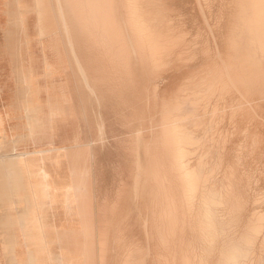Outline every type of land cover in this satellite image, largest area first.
I'll list each match as a JSON object with an SVG mask.
<instances>
[{
	"label": "rangeland",
	"instance_id": "374dc122",
	"mask_svg": "<svg viewBox=\"0 0 264 264\" xmlns=\"http://www.w3.org/2000/svg\"><path fill=\"white\" fill-rule=\"evenodd\" d=\"M216 1L215 0H144L143 1L142 6L144 7L146 12H148L152 15L151 16L152 24L155 23L153 28H154V31L156 32V36H157V39H156L157 53L161 56V57H159V55L157 56V58L159 59L158 63L160 62L159 64H161L162 69L165 71H163L162 69L155 71L153 69L154 65H153L152 61H149L148 59L146 61L143 59V57L137 56V55L132 57L133 60L131 59L130 71L126 72L121 67H117L118 65L117 66L112 65V66H114V68H115L114 69L110 65V64H113V60H112V56H111L112 46H111L109 41L105 40L103 43V46H102V45L96 43L95 40L89 39L90 40L89 41L88 37L85 39L79 33H77V35L79 37L78 36L74 37L75 40H77V39L79 40V41L74 40L75 43L78 44L77 46L79 48L82 46L80 48L82 50H80L75 44V47H77L76 51H77V55H78V59H79L80 63L83 65L84 68H85L84 65H86L87 70H88V68L90 69V67H91V71H92V69H94V71H92L93 73L89 70L92 73V75H90L91 73H89L88 76H89V78L93 77L92 79H94L96 77L97 79H94V80H97V81H94V82H96V83H94L93 80L90 79L91 82L93 83V85L100 83L98 85L100 87H103V88H99V86L97 85L99 88V90H98L99 95L102 96V94H103L102 98L104 99V106L106 108V115L105 116L108 117V118L106 117L105 121H104V123H106V124H104V135H103V137L101 135L97 134L96 129H94L95 134L92 136V139H94L93 150H94V154L97 156V157L95 155L93 156V159H95V167L94 168H96V169H94L95 175H96V178L99 180V182L102 183V192H100L99 196H98V206L101 209H102V207H104V209H106L108 211V221L110 222L108 225V230H107L108 247L106 249L107 252L105 254L106 255V264H117V260H118L119 264H125V262L127 260L130 261V264H141V262H142V264H145V263L146 264H154V263L159 264V262H161V260H162L161 264H163V263L164 264L165 263L166 264L167 263L168 264H170V263L171 264H175V263L176 264H183V263L186 264L187 261H188V264H190L189 262H191V264H193V263L198 264V263H200L201 257L202 258L206 257V259H205L206 261L208 259L207 262L204 261V264H211V263L212 264H223V262H221L223 259L222 254H224V252L226 250H228V248H230L231 246L235 247L236 243H237V246L243 247V244L245 243V240H246V238H244V237H246L247 235H249L251 238L250 240H251L252 246H250V248H249L248 256L246 257V259H244L239 264H264V246H263L264 245V221H263L264 215L261 216L262 214H264V79L263 78L261 80L258 79L255 82L256 84L254 83V85H252V84L243 85V80H244L243 78L245 76L243 67H244V55H245L246 49H245V43L240 41V40H237L238 34H239V30L237 28L240 26V23L238 20L239 9H238V6H236L237 0H216ZM209 9H211V10H209ZM120 10L121 11H119L120 12L119 16L125 18L127 16V12H126L125 8H123L122 5L120 6ZM208 10L210 11V13L208 12ZM121 12H122V14H121ZM124 13L126 16L124 15ZM220 23H221V25H220ZM2 33L4 35V38L2 40H0V43H2V44H0V47L1 46L4 47L8 56L6 58L4 57L3 60H1V61L3 63L6 62L7 64L12 65L13 69L15 68L17 70L16 74H17V72H20L22 70V67L25 65V63H27L26 65H28L29 63L34 64L37 62V60H38L37 50H38L39 45H38L37 41L35 40V36L32 32L29 33V38H27L26 40L23 41L21 39L20 29L18 27H16L15 24H13V22H10V23L6 24V26L2 30ZM6 36H7V39H6ZM81 38L84 39L83 40L84 43L81 41L82 40ZM227 40H229L230 42ZM80 42H81V44H80ZM235 42L237 43V45H235ZM15 43H16V46H15ZM85 43H86V45H85ZM91 43L93 46L91 45ZM87 44H89L88 45L89 48L87 47ZM83 45H84V48H83ZM237 46H239V47H237ZM90 47H91V49L92 48L93 49L90 50ZM94 47H96L97 49ZM234 48H235V50H234ZM101 49H103L102 51H104V52H102ZM206 50H208V51H206ZM83 51H84V53H82ZM85 51H86V53H85ZM91 51H92V53H91ZM95 51H96V53H95ZM105 52H106V54H105ZM87 53L89 55H90V53H91V55H94V54L95 55L94 56L90 55L91 56L90 57V56H88ZM97 53H98V55H97ZM79 54H80V58H81V56H83L82 57L83 60L79 58ZM85 54H87L86 56H88L89 59L91 58L89 60L87 57V59L90 61V62H88V64H86V62L88 60L86 59ZM221 55H223V56H221ZM96 56H97V58H96ZM93 58L95 61L94 62L95 66L97 65L96 68L94 66H93L94 68L92 67ZM107 58H109L108 63L106 61ZM70 59L72 60L73 58L70 56ZM99 60H100V62H99ZM214 60H215V62H213ZM225 60L227 63L225 62ZM238 61L240 63V66H238ZM72 62L74 63L73 60H72ZM217 62H219V63L216 64ZM37 63H39V65H41L42 61H39ZM97 63H100V64L104 63L103 64L104 69H106L105 67L108 68L109 66H110V68H108V70L106 69V71H105L103 68H101L102 64L100 65ZM106 64H107V66H105ZM142 64L143 65L147 64V65L143 66ZM214 64H216V65L214 66ZM227 64H230V65L232 64L231 65L232 71H233L232 73L234 76H236L239 79V81H241L240 82L241 86L233 87L232 85H230V83L226 77V73H225V69H224L227 66ZM98 65H100V67H98ZM235 65H236V67H235ZM223 66H225V67H223ZM77 69H78V66H76L72 70L73 71L72 72L73 79L76 81L78 88L81 90V92L86 93L88 95V98L91 99L92 95L90 93V90L87 89L83 85L82 74H81L80 70L79 69L77 70ZM147 69L150 71H148ZM97 70H99V71H97ZM218 70L220 73H218ZM103 71L106 72V74L108 73L109 75L108 74L106 75ZM108 71H110L112 74H110V72H108ZM117 71H120V72H117ZM77 72L79 74H77ZM86 72H88V71H86ZM99 72L100 73L103 72L104 75L102 73L100 74ZM121 72L123 75H121ZM190 74H191V76H190ZM94 75H96V76H94ZM98 75H99V77H98ZM112 75H115V76H112ZM160 75H162V76H160ZM102 76H105L106 79L108 78V80H109L108 76L114 77V79L110 78V81L106 80L107 82L105 81V84H103L105 79ZM152 77H153V79H152ZM201 77H203V78H201ZM99 80L100 81L103 80V83H102V81L98 82ZM115 80H116V83L113 84L114 83L113 81H115ZM158 80H160V81H158ZM214 80H215V82H214ZM222 80H224V81L227 80V81L222 82ZM25 81H27V80L25 79ZM186 81H188V83ZM110 82H112V85ZM107 83H110L109 88H107L109 86ZM214 84L217 86H215ZM123 85H124V87H123ZM105 86H106V88H105ZM230 86H232V87H230ZM113 87H115V88H113ZM204 87H206V88H204ZM84 88H85V90H83ZM122 88H123V90H122ZM220 88L222 90H220ZM233 88L235 89V92H234ZM113 89H115L116 91H113ZM109 90L112 91L113 93L110 92ZM227 90H228V92H227ZM118 91L120 94L118 93ZM145 91H147V92H145ZM191 91H193V92H191ZM129 93L131 95H129ZM153 93H154V96H153ZM234 93H235V95H234ZM247 93H248V95H247ZM113 94H116V95H113ZM124 95L126 98L123 97ZM133 96H134V98H133ZM64 97H65V99H69L66 97V95ZM119 97H121V99L124 101H121V99ZM144 97H146V98H144ZM247 97L249 99L250 98L251 99L249 100ZM163 98H165L166 100ZM169 98H171V99H169ZM119 99H120V101H119ZM110 100H111V102H110ZM158 100H161V101H158ZM251 100H252V102H251ZM125 101L128 104L130 103V105L126 104ZM166 101H168L171 104H169ZM217 102H218V104H217ZM192 103H194V104H192ZM200 105L202 108L200 107ZM216 105H218V106L216 107ZM224 106L225 107L227 106L226 109H224ZM120 107H121V109H120ZM130 107H132V108L135 107V109H130ZM213 107H215L216 109H214ZM163 108H165V110H164V112H166L165 114L162 112ZM189 108H190V110H189ZM113 109L116 112H114ZM245 109H247V111ZM215 110L216 111L219 110V111H217V113L214 114ZM251 110H253V111H251ZM131 111H133L132 112L133 116H132V113H130ZM111 112H113V113H111ZM196 112H197V114H196ZM120 113H122V114H120ZM129 113H130V115H129ZM113 114H115V115H113ZM167 114L170 116L169 120H171V121L176 119L178 116L182 117L181 118L182 120L178 121L177 124L182 131L188 133V135H190L192 137L193 141L191 142V144L184 147L185 152L186 153L189 152V154L187 153V158L185 159V164L187 165V163H188L187 166L189 167V169L196 170V171H198L200 166L203 165L202 166L203 175L207 178L206 181L203 178V183L205 184V185L203 184V190L209 189L210 187L214 188L218 193L221 194V196L224 198V200L226 202L223 205V208L220 207L221 209H219V211H218L219 214L217 213V219H219L217 221H218V224H220L219 227L220 226L223 227V228L220 227V233H222V234L219 236L220 238L217 237L219 239V240L216 239L215 243L217 245L215 244L216 247L215 246L212 247V250L209 254L204 255V252L206 250V245H204V243L200 240L201 237H200V232L198 229V228H200L199 227V219H200V217H202V215L200 216V214H201L200 213V211H201V198H199L200 193L197 196L198 198H196L197 200L195 199L194 202L192 203V204H194L197 201L194 205H192V204L184 205L185 208L184 207L183 208L185 210L187 209V211H185V212H187V214L184 213V209H180V207L182 205V204H180L181 203V200H180L181 197L179 195V192H177V191H180V189H179V187H177V185L180 186L181 182L180 183L178 182L179 178H178L177 173L175 172L174 169L172 171V169L169 167L170 169H168L169 171H167L168 174H166V176L167 175L168 176L166 177V179H164L165 183H163V185L168 187V189H170L169 188L170 186H173L175 188V185H176V189H178V190H176L173 187H171V190H170V192L172 194H173V191L176 190L174 192V195L177 192L176 195L174 196L176 198V200H177V198L180 197L179 200H177V206L180 210L179 209L174 210L172 212L173 215L171 213V216L177 217L179 219L178 223L180 222V224H177L176 227H180V228L182 227L183 229L178 228L179 230H177V228L175 227V230H177V231H175L173 234H169V232H167L168 235H166L167 234L166 231L163 232V230L161 228L160 223L162 222V216L164 217L165 214L163 213L162 207H156L158 205L161 206L160 204L163 202L160 196H158L159 198L157 197L156 193H158V191L161 189L162 182H160L158 180L155 181L154 179L149 180L148 177L143 176L142 181L140 182V185L143 184L141 186L142 189H145V190H142L143 194H141L142 195L141 197L143 199L141 197L136 198L135 192H134V190H132L135 188L136 175L139 173V170H141L140 169L141 167L139 166V160L142 159L141 162L145 163L144 152L147 151V154H149L151 157L156 156V154H157V156L159 155L158 157H161L164 154V152H163L164 146L162 145V142H163V134L162 133L164 132V124H165V122H167L166 121V118H167L166 115ZM117 115H118V117L116 118ZM120 116H122V117H120ZM130 117H132V118H130ZM133 117H135V118H133ZM112 118H113V120H112ZM120 118H123L124 121H123V119L121 120ZM106 119H108V120H106ZM115 119H116L117 124L115 123ZM125 119H126V122L129 121L130 123L128 122V124H127L125 122ZM94 120H95V117H94ZM239 120H240V122H239ZM107 121H108L109 125L107 124ZM136 121H139V123ZM112 122H114V123H112ZM110 123H111V125H110ZM118 125H120V126H118ZM122 125L125 128H123ZM228 125H229V128H228ZM206 126H207V128H206ZM107 127H109V128H107ZM247 127L251 130H249ZM138 128H139V130H138ZM106 129L108 130V132L106 131ZM111 129H112V131H111ZM112 132H114L113 136H111ZM110 133H111V135H110ZM141 133L143 134L144 137H142ZM226 133H228V134H226ZM244 133H245V135H244ZM125 134H126V137H125ZM135 134H136V137H135ZM207 134H208V136H207ZM115 136H117V137H115ZM128 136H131V137L128 138ZM220 136H221V138H218ZM112 137H115L116 141L114 140L115 138L112 139ZM161 137H162V139H161ZM109 138H110V140H109ZM130 139H131V141H129ZM132 139H134V140H132ZM199 142L201 144H199ZM144 143L146 145H144ZM130 144H132V145H130ZM136 144H138V146ZM133 145L138 150L137 151L134 149L136 151L135 154H134L135 151L133 149H131L133 147ZM129 146H130L129 149H131L132 151L128 149ZM221 147H222V149H221ZM120 148H122V150ZM141 149H142V151H141ZM198 149H200V150H198ZM197 150H198V152H197ZM126 151H127V155H126ZM116 152H118V153H116ZM107 154H109V155H107ZM118 154H120V155H118ZM130 154H132V155H130ZM195 154H197V155H195ZM208 154H209V156H208ZM103 156H105V158H107V159L105 160V158H103ZM188 156L191 158H189ZM197 156L199 158H197ZM205 156H206V159L204 158ZM148 158H150V157L148 156ZM201 160H202V162L204 161L203 162L204 164L201 163ZM131 161H132V163H131ZM163 163H165V162L163 161ZM219 163H220V165H219ZM200 164H202V165H200ZM106 166L108 169L107 171L105 170ZM109 169L111 170V172ZM246 169H248V170H246ZM246 172H247V174H246ZM106 173H108V174H106ZM128 173H130V174H128ZM124 174H126V175L124 176ZM173 174L176 176H173ZM108 177H109V180L107 181ZM126 178H129V179H126ZM145 178H146V180H144ZM210 178H212V179H210ZM250 178H251V180H250ZM170 179L172 180V182H170L171 181ZM214 179L215 180L217 179V181H215ZM235 179H237V181H235ZM165 180H167V181H165ZM228 180H229V182H228ZM248 180H249V182H248ZM133 182H134V184H133ZM147 182L150 184H147ZM174 182H175V185H174ZM207 182H208V184H207ZM232 183H233V185H235L234 187L232 186ZM248 183H250V184L248 185ZM124 184H126V185H124ZM168 184H170V186ZM228 185H230L231 187ZM126 186L127 187L129 186L128 187L129 189ZM145 187H147V188H145ZM120 188H123V189H120ZM126 188H127V191H125ZM148 188L150 189V191H152L151 192L152 195L150 194V191H148ZM229 188L231 191L229 190ZM172 189H174V190H172ZM120 190L122 192H123V190H124V192H127V193L129 192V197L127 196L128 194H126L124 192H123V194H121L122 192ZM237 190H238V193H237ZM118 191H119V193H118ZM226 191L227 192L229 191L228 195L226 194L227 193ZM120 195H121V198H120ZM126 196H127V198H126ZM130 196L133 198L131 199ZM145 196H146V198H145ZM147 196L150 198H148ZM241 196H242V198H241ZM256 197H258V198H256ZM122 198H124V199H122ZM255 198H256V200H254ZM119 199H120V201H119ZM149 199H150V201H148ZM154 199H155V201H154ZM242 199H245V200L243 201ZM132 200H133V202H132ZM141 200H142V202H141ZM241 200L243 201V203H241L242 202ZM116 201H118L119 203ZM152 201L155 204H153ZM239 201L241 204L239 203ZM258 201H259V203H258ZM260 201H262V202H260ZM246 202H248L249 207H248ZM234 203H236V204H234ZM146 204L148 207L149 206L150 207L148 208L147 206H145ZM242 204H245L246 207L242 206ZM117 205L119 206V208H121L120 210L117 207ZM240 205H241V207H244L245 209L240 208ZM258 205H260V207ZM157 208H158V210H156ZM138 209H139V211H138ZM153 209L155 210V212L158 215L152 211ZM146 210H147V212H146ZM178 210H179V212H178ZM127 211H129V212H127ZM133 211H134V213H133ZM137 211L139 212V214ZM236 211H237V214H236ZM181 212H182V214H181ZM188 212L190 215L188 214ZM129 213L130 214L133 213V214L130 215ZM140 213L142 214V216ZM243 213H244V215H243ZM178 214L179 215L181 214V215L179 216ZM183 214H185V215H183ZM250 214L255 215V217L254 216L251 217L252 215H250ZM112 215L114 217V220H113ZM188 215H189V217H188ZM132 216H135V217H132ZM151 216H152V218H151ZM160 216H161V219H160ZM185 216H186V218H185ZM258 216L261 217V218L260 217L259 218H260V220L263 221V223H262V221H260L261 223L259 224ZM179 217L182 218V220L184 221L183 224H181L182 220ZM141 219H143L142 220L143 222L141 221ZM144 219H146V220H144ZM224 219L226 220V222ZM256 219H257V221H256ZM111 220H113L114 222ZM155 220H156V223L159 222V224L158 223L156 224L154 222ZM185 221H186V223H185ZM247 221H249L250 223ZM111 222H112V224H111ZM189 222L191 225H189ZM220 222L222 223V225ZM244 222H245V224H244ZM141 223H142V225H141ZM168 223H169V221H167V225H168ZM184 223H185V225L188 226V228H187V226L184 225ZM239 223L240 224L242 223V224L240 225ZM131 224L134 226L132 227ZM137 224H138V226H137ZM254 224L257 226H254ZM155 225H156L157 229H156ZM167 225H166V229H167ZM231 227H233V228H231ZM245 227L246 228L250 227L249 228L250 233H248L249 232L248 228L246 231ZM142 229H143V231H142ZM224 229H226L225 232H224ZM231 229L233 231H230ZM240 229H241V231H240ZM242 229H243L244 233H242L243 232ZM260 229H263V231ZM193 230L196 231L197 235L195 234V232H193ZM186 231H188V232H186ZM222 231L224 232V234ZM237 231H239V233ZM163 233H165V234H163ZM240 234L243 235V237ZM253 234H255V236ZM172 235H174V236H172ZM235 235H236V237H235ZM167 236L169 238L172 237L173 240H169V238ZM185 236H187L189 241L187 240V238ZM190 236H192V238ZM193 236H194V239H193ZM221 236H223L225 238H222ZM229 236L233 237V238L231 239ZM237 236L239 238H237ZM175 237H176V239H175ZM165 238L166 239L168 238L167 241H169L168 244H166V245L163 243V241L166 240ZM227 238H229V239H227ZM240 238H241V240H240ZM99 239H100L99 245L101 247V241L103 239L102 234L99 236ZM191 239H192V241H191ZM223 239H226L227 241L225 242ZM257 239H259V240H257ZM193 240H194V243H193ZM151 241L152 242L154 241V244ZM171 241H173V242H171ZM187 241L189 242V243H187L188 245L186 244L188 246V248H186L187 246H185V243ZM199 241H200V244H199ZM229 241H231V242L229 244H227ZM180 242H181V245H179ZM169 243L170 244L173 243L172 246L175 245V246H173L174 249H172V246ZM219 243H220V245H219ZM150 245L152 248L149 247ZM169 245H170V247H169ZM225 245H226V247H225ZM164 246L167 248H165ZM221 246H223V247H221ZM132 247H134V248L131 249ZM193 247H194V249H193ZM144 248L148 252H146L144 250ZM178 248L180 249V251ZM184 248H185V250H187V249L188 250L184 252ZM220 248H223V250ZM224 248H226V249H224ZM152 249L154 252L152 251ZM163 249L164 250L166 249V251L169 252V255H167L168 253L166 251H164ZM217 249H218V251H215ZM121 250H122V252H121ZM198 251L200 252V255H199ZM145 252H146V254H145ZM150 252H151V254H150ZM170 252H172L173 255L170 254ZM216 252H218V253H216ZM94 253L96 256V254H97L96 247H94ZM157 253H159V254H157ZM165 253H166V256H164ZM185 253H186V257L184 255ZM193 253L194 254L197 253L198 255L197 254L191 255ZM232 253H233V250H232ZM218 254H219V256H218ZM112 255H113V257H112L113 260L111 258ZM180 255H181V257H180ZM139 256H141L143 261L146 260V262L144 261L145 263H143V261H141ZM156 256L158 258H156ZM175 256H177V257H175ZM193 256L195 257V260H193L194 259ZM198 257H200V258H198ZM212 257H213V259H211ZM148 258H150V259H148ZM161 258H163V259H161ZM191 258H193V259H191ZM196 258H197V260H196ZM217 258L218 259L222 258V259H220L221 261L220 260L218 261ZM230 258L231 257H229L228 260H226L224 264H233V258H232L231 262L229 261ZM171 259L172 260L174 259L175 261L174 260L173 261L175 263ZM198 259H199V261H198ZM110 260H112L113 262H110ZM163 260H164V262H163ZM170 260L173 263L170 262ZM192 260H193V263H192ZM209 260L212 262H210ZM195 261H197V262H195ZM216 262H218V263H216Z\"/></svg>",
	"mask_w": 264,
	"mask_h": 264
},
{
	"label": "crops",
	"instance_id": "0c3cea01",
	"mask_svg": "<svg viewBox=\"0 0 264 264\" xmlns=\"http://www.w3.org/2000/svg\"><path fill=\"white\" fill-rule=\"evenodd\" d=\"M33 1L0 0V40L6 24L23 18L22 9ZM33 14H25L26 25L34 22ZM30 32L28 26L21 39ZM60 34L58 55L43 47L49 38L34 34L42 63H25L17 74L1 61L8 55L0 47V264H100L99 236L106 238L109 221L108 211L98 206L102 183L95 176L92 136L96 129L103 137L106 108L103 94L95 99L83 81L81 63ZM76 66L91 99L73 79ZM61 85L69 99L44 93L35 99L37 89ZM105 253L104 248V259Z\"/></svg>",
	"mask_w": 264,
	"mask_h": 264
},
{
	"label": "bare ground",
	"instance_id": "6f19581e",
	"mask_svg": "<svg viewBox=\"0 0 264 264\" xmlns=\"http://www.w3.org/2000/svg\"><path fill=\"white\" fill-rule=\"evenodd\" d=\"M11 1V0H10ZM20 0H18V2H19ZM143 1L144 0H34L33 1V6L32 7H24V9H22V11H23V18H22V16H21V18H18V20H16L15 22H13V24H15V26L16 27H18L19 29H20V31H22V32H24L25 30H27V28H28V26H29V28H30V30L31 31H33L34 32V34L35 35H37L38 37H40L41 39L42 38H44L45 40L46 39H48L49 38V41L48 42H43V47H47V49H49V50H51L53 53H55V54H57L58 55V53L60 52V49H61V47H62V44L60 43V42H57V35L58 34H60V32L62 33V35H63V44H65V47L64 48H68V49H70V51H71V53L73 54V57L75 58V60L77 61L78 60V58H77V56H76V48L78 47L77 45L78 44H76L75 43V41H79L78 39L77 40H75V38L74 37H76V36H78L77 35V33H79V34H81L85 39L88 37V40L90 39V40H95L96 41V43H98V44H100V45H102L103 46V43H104V41L105 40H107V41H109L110 42V44H111V46H112V51H111V56H112V60H113V64H110L111 66L112 65H118L117 67H121L122 69H124V71H126V72H128V71H130V64H131V59H132V57L133 56H135V55H137V56H141V57H143V59L144 60H146L147 61V59L149 60V61H152L153 62V65H154V67H153V69L155 70V71H157V70H159V69H162V66H161V64H159L158 63V61H159V59L157 58V56L159 55L158 53H157V43H156V39H157V36H156V32L154 31V25H155V23L154 24H152V19H151V14L150 13H148V12H146L145 11V9H144V7L142 6V4H143ZM216 1V0H215ZM211 2V1H210ZM217 2V1H216ZM237 3H236V6H238V9H239V12H238V20H239V23H240V26L237 28L238 30H239V34H238V38H237V40H240V41H242V42H244L245 43V49H246V51H245V55H244V67H243V70H244V73H245V76H244V80H243V85H247V84H252V85H254V83L258 80V79H264V0H237L236 1ZM212 3V2H211ZM214 3V2H213ZM11 4V3H10ZM12 4H13V2H12ZM202 4V3H201ZM208 4V3H207ZM123 6V8H125V10H126V12H127V16L125 15V13H124V15L126 16L125 18L124 17H121V16H119L120 14V12L119 11H121L120 10V6ZM200 5V4H199ZM52 7V8H51ZM17 9V8H16ZM237 9V8H236ZM209 10H211V9H209ZM208 10V12L210 13V11ZM33 12L34 14L33 15H35L36 16V18H35V20H34V22L33 23H30L29 25H26L25 24V21H24V19H25V14H29V12ZM18 14V13H17ZM121 14H122V12H121ZM13 15V14H12ZM212 17V16H211ZM221 19V18H220ZM12 20H14V19H12ZM221 21V20H220ZM220 25H221V23H220ZM218 26V25H217ZM222 29V28H221ZM25 35V34H24ZM61 35V34H60ZM62 35H61V37H62ZM22 36V35H21ZM79 37V36H78ZM189 37V36H188ZM230 38V37H229ZM82 39V38H81ZM75 40V41H74ZM83 40L84 39H82L81 41L83 42ZM89 40V41H90ZM231 40V39H230ZM227 41H229V40H227ZM92 42V41H91ZM230 42V41H229ZM234 42V41H233ZM84 43V42H83ZM82 43V44H83ZM95 43V44H96ZM22 44V43H21ZM75 44H76V46L77 47H75ZM80 44H81V42H80ZM94 44V45H95ZM25 45V44H24ZM42 45H41V47H42ZM85 45H86V43H85ZM89 44H87V47L89 48V46H88ZM91 45H92V43H91ZM231 45V44H230ZM235 45H237V43L235 42ZM7 46V45H6ZM10 46V45H9ZM12 46V45H11ZM15 46H16V43H15ZM81 46V45H80ZM93 46V45H92ZM82 47V46H81ZM80 47V48H81ZM86 47V46H85ZM86 47V48H87ZM237 47H239V46H237ZM11 48V47H10ZM79 48V47H78ZM79 48V49H80ZM83 48H84V45H83ZM85 48V49H86ZM94 48H96V47H94ZM102 48V47H101ZM22 49V48H21ZM93 49V48H92ZM91 49V47H90V50H92ZM97 49V48H96ZM80 50H82V49H80ZM103 49H101V51H102ZM234 50H235V48H234ZM66 51V50H65ZM100 51V50H99ZM206 51H208V50H206ZM218 51V50H217ZM69 53V51L67 50L66 51V53ZM90 52V51H89ZM88 52V53H89ZM102 52H104V51H102ZM26 53V52H25ZM82 53H84V51L82 52ZM85 53H86V51H85ZM87 53V54H88ZM91 53H92V51H91ZM91 53H90V55H91ZM94 53V52H93ZM95 53H96V51H95ZM219 53V52H218ZM87 54H85V56L87 55ZM105 54H106V52H105ZM221 54V53H220ZM66 55H68V54H66ZM89 54H88V56H90ZM95 55V54H94ZM94 55H91V56H94ZM97 55H98V53H97ZM102 55V54H101ZM72 56V55H71ZM84 56V57H85ZM88 56H86V59H87V57ZM90 56V57H91ZM105 56V55H104ZM221 56H223V55H221ZM230 56V55H229ZM68 57V56H67ZM83 56H81V58H80V54H79V58L80 59H82L83 60V58H82ZM159 57H161L160 55H159ZM69 58V57H68ZM96 58H97V56H96ZM95 58V59H96ZM102 58V57H101ZM138 58V57H137ZM70 59V58H69ZM88 59H89V57H88ZM87 59V60H88ZM91 59V58H90ZM89 59V60H90ZM103 59V58H102ZM108 59L109 58H107L106 59V61H107V63H108ZM135 59V58H134ZM141 59V58H140ZM158 59V60H157ZM161 59V58H160ZM223 59V58H222ZM236 59V58H235ZM73 60V59H72ZM87 61L86 62V64H88V62H90V61ZM98 60V59H97ZM133 60V59H132ZM231 60V59H230ZM40 61V56L38 55V60H37V62H39ZM93 63H92V67L94 66L95 68L97 67V65L95 66V64H94V58H93ZM105 61V60H104ZM161 61V60H160ZM228 61V60H227ZM36 62V66H39V63H37ZM71 62V61H70ZM70 62H69V64H70ZM83 62V61H82ZM85 62V61H84ZM99 62H100V60H99ZM141 62V61H140ZM181 62V61H180ZM184 62V61H183ZM213 62H215V60L213 61ZM221 62V61H220ZM225 62H226V60H225ZM229 62V61H228ZM80 63V62H79ZM105 63V62H104ZM103 63V64H104ZM219 62H217L216 64H218ZM227 63V62H226ZM231 63V62H230ZM84 64V63H83ZM97 64H100V63H97ZM102 64V63H101ZM100 64V65H101ZM103 64H102V66H103ZM209 64V63H208ZM216 64H214V66L216 65ZM90 65V64H89ZM100 65H98V67H100ZM135 65V64H134ZM143 65V64H142ZM147 65V64H146ZM146 65H143V66H146ZM232 65V64H231ZM231 65L230 64H227V66L225 67V66H223V67H225L224 69H225V73H226V77H227V79H228V81H229V83H230V85H232L233 87H239V86H241V81H239V79L236 77V76H234L233 75V71H232V67H231ZM243 65V64H242ZM70 66V65H69ZM82 66V64L81 65H79V68H80V70H82V74H83V81H85V83H86V85H87V87H89V89L92 91V93H93V95H94V98L95 99H101V97L99 96V93H98V90H99V88H103V87H100L98 84H100V83H98V84H92L91 85V83H90V79H92L93 77H91V78H89V76H88V74L89 73H91L92 71H94V69H92V71H91V67H90V69L88 68V70H86V71H88V72H86L85 71V69H84V67L82 68L81 67ZM85 66V68L87 69V67H86V65H84ZM88 66V65H87ZM101 66V68H103L104 69V66L102 67ZM105 66H107V64L105 65ZM207 66V65H206ZM209 66V65H208ZM238 66H240V63H239V61H238ZM89 67V66H88ZM93 67V68H94ZM113 68H114V66H112ZM139 67V66H138ZM150 67V66H149ZM220 67V66H219ZM222 67V66H221ZM235 67H236V65H235ZM71 68H72V66H71ZM70 68V69H71ZM107 70H108V68H110V66L107 68V67H105ZM120 68V69H121ZM205 68V67H204ZM209 68V67H208ZM214 68V67H213ZM47 69H48V67H47ZM102 69V70H103ZM106 69H104L105 71H106ZM115 69V68H114ZM118 69V68H117ZM223 69V68H222ZM78 70V69H77ZM76 70V71H77ZM91 72H90V71ZM101 70V69H100ZM138 70V69H137ZM148 70V69H147ZM163 70V69H162ZM234 70V69H233ZM97 71H99V70H97ZM111 71V70H110ZM110 71H108V72H110ZM115 71V70H114ZM121 71V70H120ZM120 71H117V72H120ZM148 71H150V70H148ZM163 71H165V70H163ZM73 72V71H72ZM79 72V71H78ZM77 72V74H79ZM104 72V71H103ZM101 72L103 75H104V73L106 74V72ZM112 72V71H111ZM110 72V74H112ZM138 72V71H137ZM235 72V71H234ZM14 73V72H13ZM93 73V72H92ZM92 73L90 74V75H92ZM96 73V72H95ZM94 73V74H95ZM100 73V72H99ZM100 73V74H101ZM150 73V72H149ZM164 73V72H163ZM207 73V72H206ZM218 73H220L219 72V70H218ZM239 73V72H238ZM74 74V73H73ZM108 74V73H107ZM106 74V75H107ZM130 74V73H129ZM236 74V73H235ZM105 75V76H106ZM109 75V74H108ZM119 75V74H118ZM121 75H123L122 74V72H121ZM203 75V74H202ZM209 75V74H208ZM211 75V74H210ZM216 75V74H215ZM237 75V74H236ZM239 75V74H238ZM75 76V75H74ZM94 76H96V75H94ZM101 76V75H100ZM105 76H102V77H104V83H103V80H101L102 81V83L103 84H105V81L106 80H108V78L106 79V77ZM112 76H115V75H112ZM128 76V75H127ZM160 76H162V75H160ZM190 76H191V74H190ZM200 76V75H199ZM48 77V76H47ZM98 77H99V75H98ZM109 77V80L108 81H110V78L112 79H114V77H110V76H108ZM225 77V78H226ZM237 79H236V78ZM75 78V77H74ZM120 78V77H119ZM162 78V77H161ZM198 78V77H197ZM201 78H203V77H201ZM205 78V77H204ZM210 78V77H209ZM221 78V77H220ZM94 79H97L96 77L94 78ZM94 79H92L93 80V82L94 81H97V80H94ZM116 79V78H115ZM118 79V78H117ZM122 79V78H121ZM152 79H153V77H152ZM32 80V79H31ZM151 80V79H150ZM161 80V79H160ZM160 80H158V81H160ZM221 80V79H220ZM100 80L98 81V82H101ZM123 81V80H122ZM152 81V80H151ZM157 81V82H158ZM201 81V80H200ZM224 80H222V82H223ZM225 81H227V80H225ZM224 81V82H225ZM28 82V81H27ZM78 82V81H77ZM107 82V81H106ZM114 83L113 84H115L116 83V80L115 81H113ZM187 83H188V81H186ZM214 82H215V80H214ZM221 82V81H220ZM260 82V81H259ZM94 83H96V82H94ZM111 83V85H112V82H110ZM110 83H107L109 86L107 87V88H109L110 87ZM217 83V82H216ZM106 84V85H107ZM120 84V83H119ZM220 84V83H219ZM222 84V83H221ZM226 84V83H225ZM256 84V83H255ZM258 84V83H257ZM84 86H85V84H83ZM99 86V88H98V86ZM117 85V84H116ZM115 85V86H116ZM121 85V84H120ZM157 85V84H156ZM215 85V84H214ZM242 85V86H243ZM30 86H32V85H30ZM122 86V85H121ZM151 86V85H150ZM215 86H217V85H215ZM232 86H230V87H232ZM83 87V86H82ZM123 87H124V85H123ZM145 87V86H144ZM207 87V86H206ZM206 87H204V88H206ZM224 87V86H223ZM105 88H106V86H105ZM112 88V87H111ZM110 88V89H111ZM113 88H115V87H113ZM128 88V87H127ZM226 88V87H225ZM118 89V88H117ZM125 89V88H124ZM146 89V88H145ZM234 89V88H233ZM83 90H85V88L83 89ZM122 90H123V88H122ZM159 90V89H158ZM182 90V89H181ZM220 90H222L221 88H220ZM219 90V91H220ZM229 90V89H228ZM228 90H227V92H228ZM37 91H38V89H37ZM36 91V94H35V99H38V95L40 94V93H44L45 95H47V97L48 98H50L51 96H53V95H61V96H59L57 99H65V94H66V92H65V88H64V85H61V86H59V87H57V88H55V89H53V91H51L50 89H44V91H38L37 92ZM105 91V90H104ZM110 91V90H109ZM108 91V92H109ZM113 91H116L115 89H113ZM128 91V90H127ZM126 91V92H127ZM204 91V90H203ZM208 91V90H207ZM79 92V91H78ZM110 92H112V91H110ZM145 92H147V91H145ZM191 92H193V91H191ZM190 92V93H191ZM197 92V91H196ZM212 92V91H211ZM226 92V91H225ZM226 92V93H227ZM234 92H235V89H234ZM237 92V91H236ZM84 93V92H83ZM107 93V92H106ZM113 93V92H112ZM118 93H119V91H118ZM199 93V92H198ZM238 93V92H237ZM80 94V93H79ZM82 94V93H81ZM120 94V93H119ZM125 94V93H124ZM127 94V93H126ZM200 94V93H199ZM87 95V94H86ZM85 95V96H86ZM113 95H116V94H113ZM129 95H131L130 93H129ZM234 95H235V93H234ZM247 95H248V93H247ZM32 96V95H31ZM83 96H84V94H83ZM121 96V95H120ZM153 96H154V93H153ZM201 96V95H200ZM203 96V95H202ZM221 96V95H220ZM219 96V97H220ZM112 97V96H111ZM118 97V96H117ZM123 97H125V95L123 96ZM129 97V96H128ZM127 97V98H128ZM137 97V96H136ZM195 97V96H194ZM193 97V98H194ZM197 97V96H196ZM226 97V96H225ZM21 98V97H20ZM85 98V97H84ZM87 98V97H86ZM85 98V99H86ZM120 99H121V97H119ZM126 98V97H125ZM130 98V97H129ZM133 98H134V96H133ZM144 98H146V97H144ZM159 98V97H158ZM188 98V97H187ZM227 98V97H226ZM225 98V99H226ZM248 98V97H247ZM47 99V98H46ZM79 99H80V97H79ZM120 99H119V101H120ZM163 99H165V98H163ZM162 99V100H163ZM169 99H171V98H169ZM190 99V98H189ZM222 99V98H221ZM237 99V98H236ZM249 99V98H248ZM251 99V98H250ZM249 99V100H250ZM130 100V99H129ZM135 100V99H134ZM166 100V99H165ZM198 100V99H197ZM224 100V99H223ZM228 100V99H227ZM253 100V99H252ZM252 100H251V102H252ZM33 101V100H32ZM88 101V99H86V102ZM98 101V100H97ZM121 101H124V100H122L121 99ZM133 101V100H132ZM158 101H161V100H158ZM172 101V100H171ZM26 102V101H25ZM110 102H111V100H110ZM117 102V101H116ZM126 102V101H125ZM166 102H168V101H166ZM192 102V101H191ZM206 102V101H205ZM121 103V102H120ZM169 103V102H168ZM210 103V102H209ZM88 104V102L86 103V105ZM124 104V103H123ZM126 104H128L127 102H126ZM155 104V103H154ZM163 104V103H162ZM169 104H171V103H169ZM190 104V103H189ZM192 104H194V103H192ZM217 104H218V102H217ZM229 104V103H228ZM246 104V103H245ZM254 104V103H253ZM95 105V104H94ZM119 105V104H118ZM117 105V106H118ZM128 105H130V103L128 104ZM149 105V104H148ZM165 105V104H164ZM99 106V105H98ZM120 106V105H119ZM133 106V105H132ZM192 106V105H191ZM218 105H216V107H217ZM221 106V105H220ZM228 106V105H227ZM226 106V107H227ZM112 107V106H111ZM128 107V106H127ZM164 107V106H163ZM190 107V106H189ZM198 107V106H197ZM200 107H201V105H200ZM226 107L224 106V109H226ZM253 107V106H252ZM109 108V107H108ZM126 108V107H125ZM129 108V107H128ZM167 108V107H166ZM199 108V107H198ZM202 108V107H201ZM214 109H216L215 107H213ZM220 108V107H219ZM254 108V107H253ZM256 108V107H255ZM89 109V108H88ZM87 109V110H88ZM97 109V108H96ZM96 109H94V110H96ZM115 109V108H114ZM114 109H113V111H114ZM120 109H121V107H120ZM130 109H135V107L134 108H132V107H130ZM149 109V108H148ZM192 109V108H191ZM259 109V108H258ZM41 110V109H40ZM110 110V109H109ZM164 110H165V108H163V113L165 114L166 112H164ZM185 110V109H184ZM189 110H190V108H189ZM234 110V109H233ZM246 111H247V109H245ZM255 110V109H254ZM91 111V110H90ZM97 111V110H96ZM96 111H95V113H96ZM103 111V110H102ZM105 111V110H104ZM127 111V110H126ZM183 111V110H182ZM203 111V110H202ZM217 111H219V110H217ZM217 111L215 110V112H214V114H216L217 113ZM251 111H253V110H251ZM86 112V111H85ZM89 112V110L87 111V113ZM114 112H116V111H114ZM133 111H131L130 113H132ZM223 112V111H222ZM226 112V111H225ZM250 112V111H249ZM111 113H113V112H111ZM124 113V112H123ZM130 113H129V115H130ZM157 113V112H156ZM162 113V114H163ZM170 113V112H169ZM168 113V114H169ZM172 113V112H171ZM88 114H90V112L88 113ZM87 114V115H88ZM104 114V113H103ZM106 114V113H105ZM116 114V113H115ZM115 114H113V115H115ZM120 114H122V113H120ZM119 114V115H120ZM166 115L167 116V118H166V121L167 122H165V124H164V132L162 133L163 134V142H162V145L164 146V150H163V152H164V156L162 155L161 157H158L157 156V154H156V156H150L149 154H147V151H145L144 152V157H145V163L144 162H141L142 161V159L141 160H139V166L141 167L140 169L141 170H139V173L136 175V178H135V188L134 189H132V190H134V192H135V197L136 198H140L142 195L141 194H143L142 192V190H145V189H142V185L143 184H141L140 185V182L142 181V177L144 176H146V177H148L149 178V180L150 179H154L155 181H160V182H162V184H161V189L158 191V193H156V195H157V197L158 196H160L161 197V199H162V203L160 204L161 206H156V207H162L163 209V213L165 214V216L163 217L162 216V222L160 223L161 224V228H162V230H163V232H165L166 231V233L167 232H169V234H173L175 231H177V230H179L178 228H180V227H176L177 226V224H180V222L178 223V218L177 217H173V216H171V213L174 211V210H176V209H179L178 208V206H177V200H179V198L181 197V203L180 204H182L181 205V207H180V209H184L185 208V206L184 205H189V204H192L193 202H194V200L196 199V198H198L197 196H198V194L200 193V197L199 198H201V211H200V216L202 215V217H200V219H199V227L200 228H198L199 229V232H200V237H201V241L204 243V245H206V250H205V252H204V255L205 254H209L210 252H211V250H212V247L213 246H215L216 247V239H218L217 237H219L222 233H220V227H219V225L220 224H218V221L217 220H219V219H217V213H218V211H219V209H221L220 207H222L223 208V205L226 203L225 202V200H224V198L221 196V194L220 193H218L214 188H209V189H204L203 190V178H204V180L206 181V177L203 175V169H202V164H204L203 162H202V160H201V163L202 164H200V165H202V166H200V168H199V170L198 171H196V170H191V169H189V167L187 166L188 165V163H187V165L185 164V159L187 158V153L189 154V152H185V150H184V147L185 146H187V145H190L191 144V142L193 141L192 140V137L190 136V135H188V133H186V132H184V131H182L181 129H180V127L178 126V121H180V120H182L181 118L182 117H177L176 119H174V120H169L170 119V116L169 115ZM190 114V113H189ZM196 114H197V112H196ZM244 114V113H243ZM92 115V114H91ZM248 115V114H247ZM90 116V115H89ZM89 116L87 117V118H89ZM132 116H133V113H132ZM233 116V115H232ZM242 116V115H241ZM26 117V116H25ZM86 117V116H85ZM104 117V116H103ZM107 116H105V118H106ZM118 117V115L116 116V118ZM120 117H122V116H120ZM189 117V116H188ZM212 117V116H211ZM226 117V116H225ZM249 117V116H248ZM252 117V116H251ZM108 118V117H107ZM111 118V117H110ZM127 118V117H126ZM130 118H132V117H130ZM133 118H135V117H133ZM194 118V117H193ZM213 118V117H212ZM119 119V118H118ZM121 120L123 119V118H120ZM230 119V118H229ZM228 119V120H229ZM239 119V118H238ZM21 120V119H20ZM39 120V119H38ZM106 120H108V119H106ZM112 120H113V118H112ZM111 120V121H112ZM137 120V119H136ZM169 120V121H168ZM224 120V119H223ZM98 121V120H97ZM123 121H124V119H123ZM141 121V120H140ZM171 121V122H170ZM233 121V120H232ZM250 121V120H249ZM252 121V120H251ZM99 122H100V120H99ZM125 122H126V119H125ZM129 122V121H128ZM128 122H126L127 124H128ZM136 122H138L139 123V121H136ZM142 122V121H141ZM140 122V123H141ZM239 122H240V120H239ZM255 122V121H254ZM30 123V122H29ZM101 123V122H100ZM112 123H114V122H112ZM115 123H116V119H115ZM119 123V122H118ZM130 123V122H129ZM161 123V122H160ZM37 124V123H36ZM102 124V123H101ZM104 124H106V123H104ZM107 124H108V121H107ZM117 124V123H116ZM115 124V125H116ZM137 124V123H136ZM150 124V123H149ZM222 124V123H221ZM248 124V123H247ZM260 124V123H259ZM30 125H32V124H30ZM42 125V124H41ZM100 125V124H99ZM109 125V124H108ZM110 125H111V123H110ZM131 125V124H130ZM208 125V124H207ZM236 125V124H235ZM33 126V125H32ZM107 126V125H106ZM118 126H120V125H118ZM123 126V125H122ZM227 126V125H226ZM248 126V125H247ZM250 126V125H249ZM128 127V126H127ZM126 127V128H127ZM253 127V126H252ZM259 127V126H258ZM106 128V127H105ZM107 128H109V127H107ZM112 128V127H111ZM123 128H125L124 126H123ZM134 128V127H133ZM201 128V127H200ZM206 128H207V126H206ZM228 128H229V125H228ZM235 128V127H234ZM248 128V127H247ZM226 129V128H225ZM224 129V130H225ZM249 129V128H248ZM247 129V130H248ZM115 130V129H114ZM138 130H139V128H138ZM142 130V129H141ZM140 130V131H141ZM204 130V129H203ZM233 130V129H232ZM249 130H251V129H249ZM33 131V130H32ZM106 131L108 132V130L106 129ZM111 131H112V129H111ZM163 131V130H162ZM106 132V133H107ZM115 132V131H114ZM114 132H112V135H111V133H110V135L111 136H113L114 134ZM119 132V131H118ZM134 132V131H133ZM132 132V133H133ZM116 133V132H115ZM131 133V134H132ZM203 133V132H202ZM108 134V133H107ZM142 134V133H141ZM212 134V133H211ZM222 134V133H221ZM226 134H228V133H226ZM109 135V136H110ZM120 135V134H119ZM210 135V134H209ZM244 135H245V133H244ZM132 136V135H131ZM131 136H128V138L129 137H131ZM207 136H208V134H207ZM255 136V135H254ZM115 137H117V136H115ZM115 137H112V139L113 138H115ZM120 137V136H119ZM122 137V136H121ZM125 137H126V134H125ZM135 137H136V134H135ZM142 137H144L143 136V134H142ZM262 137V136H261ZM106 138V137H105ZM123 138V137H122ZM218 138H221V136L220 137H218ZM223 138V137H222ZM225 138V137H224ZM246 138V137H245ZM118 139V138H117ZM125 139V138H124ZM135 139V138H134ZM134 139H132V140H134ZM161 139H162V137H161ZM227 139V138H226ZM258 139V138H257ZM109 140H110V138H109ZM115 141H116V138L114 139ZM222 140V139H221ZM246 140V139H245ZM128 141V140H127ZM129 141H131V139L129 140ZM136 141V140H135ZM134 141V142H135ZM218 141V140H217ZM223 141V140H222ZM114 142V141H113ZM112 143V142H111ZM115 143V142H114ZM113 143V144H114ZM117 143V142H116ZM132 143V142H131ZM143 143V142H142ZM219 143V142H218ZM129 144V143H128ZM141 144V143H140ZM199 144H201L200 142H199ZM226 144V143H225ZM230 144V143H229ZM130 145H132V144H130ZM137 146H138V144H136ZM144 145H146L145 143H144ZM220 145V144H219ZM117 146V145H116ZM141 146V145H140ZM139 146V147H140ZM149 146V145H148ZM197 146V145H196ZM223 146V145H222ZM225 146V145H224ZM241 146V145H240ZM102 147V146H101ZM133 147H134V145H133ZM131 148V149H135V150H137L135 147L134 148ZM100 148V147H99ZM130 148V146L128 147V149ZM149 148V147H148ZM253 148V147H252ZM121 150H122V148H120ZM127 149V148H126ZM131 149H129V150H131ZM221 149H222V147H221ZM134 150V151H135ZM198 150H200V149H198ZM198 150H197V152H198ZM243 150V149H242ZM241 150V151H242ZM100 151V150H99ZM107 151V150H106ZM132 151V150H131ZM138 151V150H137ZM141 151H142V149H141ZM149 151V150H148ZM158 151V150H157ZM140 152V151H139ZM201 152V151H200ZM211 152V151H210ZM236 152V151H235ZM106 153V152H105ZM116 153H118V152H116ZM136 153V151L134 152V154ZM220 153V152H219ZM200 154V153H199ZM95 155V154H94ZM102 155V154H101ZM106 155V154H105ZM107 155H109V154H107ZM118 155H120V154H118ZM126 155H127V151H126ZM125 155V156H126ZM130 155H132V154H130ZM194 155V154H193ZM195 155H197V154H195ZM96 156V155H95ZM111 156V155H110ZM148 156L150 157V158H148ZM208 156H209V154H208ZM242 156V155H241ZM97 157V156H96ZM189 157V156H188ZM239 157V156H238ZM237 157V158H238ZM103 158H105V156H103ZM102 158V159H103ZM109 158V157H108ZM122 158V157H121ZM189 158H191V157H189ZM197 158H199L198 156H197ZM205 159H206V156L204 157ZM220 158V157H219ZM107 158H105V160H106ZM129 159V158H128ZM204 159V160H205ZM99 160V159H98ZM97 160V161H98ZM101 160V159H100ZM135 160V159H134ZM109 161V160H108ZM163 161L165 162V163H163ZM106 163V162H105ZM131 163H132V161H131ZM138 163V162H137ZM197 163V162H196ZM109 164V163H108ZM123 164V163H122ZM240 164V163H239ZM133 165V164H132ZM131 165V166H132ZM135 165V164H134ZM138 165V164H137ZM219 165H220V163H219ZM99 166V165H98ZM97 166V167H98ZM109 166V165H108ZM199 166V165H198ZM207 166V165H206ZM100 167V166H99ZM135 167V166H134ZM172 169V171H173V169L175 170V172L177 173V176H178V182L180 183L181 182V185L180 186H178L177 185V187H179V189H180V191H177V192H179V195H180V197L179 198H177V200H176V198L174 197L175 195H176V193H175V195H174V192L176 191V190H178V189H176V185H175V182H174V185H175V188L173 187V186H170V184H168L170 187V189H168V187H166L165 185H163V183H165L164 182V179H166V177L168 176H166V174H168L167 173V171H169L168 169H170V168ZM208 167V166H207ZM221 167V166H220ZM133 168V167H132ZM21 169V168H20ZM94 169H96V168H94ZM104 169V168H103ZM201 169V170H200ZM105 170L107 171L108 169H107V166H106V168H105ZM110 170V169H109ZM125 170V169H124ZM246 170H248V169H246ZM130 171V170H129ZM171 171V170H170ZM234 171V170H233ZM110 172H111V170H110ZM126 172V171H125ZM217 172V171H216ZM245 172V171H244ZM137 173V172H136ZM106 174H108V173H106ZM128 174H130V173H128ZM132 174V173H131ZM171 174V173H170ZM246 174H247V172H246ZM126 174H124V176H125ZM135 175V174H134ZM236 175V174H235ZM96 176V175H95ZM103 176V175H102ZM171 176V175H170ZM173 176H176V175H174L173 174ZM207 176V175H206ZM234 176V175H233ZM105 177V176H104ZM107 177V176H106ZM120 177V176H119ZM133 177V176H132ZM236 177V176H235ZM102 178V177H101ZM124 178V177H123ZM171 178V177H170ZM177 178V177H176ZM218 178V177H217ZM232 178V177H231ZM254 178V177H253ZM103 179V178H102ZM105 179V178H104ZM126 179H129V178H126ZM132 179V178H131ZM210 179H212V178H210ZM109 180V177H108V179H107V181ZM144 180H146V178L144 179ZM171 180V179H170ZM169 180V181H170ZM215 180V179H214ZM250 180H251V178H250ZM165 181H167V180H165ZM174 181V180H173ZM176 181V180H175ZM209 181V180H208ZM215 181H217V179L215 180ZM235 181H237V179H235ZM149 182V181H148ZM147 182V184H150V183H148ZM153 182V181H152ZM170 182H172V180L170 181ZM214 182V181H213ZM228 182H229V180H228ZM248 182H249V180H248ZM255 182V181H254ZM167 183V182H166ZM169 183V182H168ZM177 183V182H176ZM215 183V182H214ZM221 183V182H220ZM234 183V182H233ZM233 183H232V186L234 187L235 185H233ZM240 183V182H239ZM245 183V182H244ZM133 184H134V182H133ZM172 184V183H171ZM178 184V183H177ZM207 184H208V182H207ZM230 184V183H229ZM250 183H248V185H249ZM124 185H126V184H124ZM152 185V184H151ZM205 185V184H204ZM247 185V186H248ZM228 186H230V185H228ZM246 186V187H247ZM127 187V186H126ZM129 187V186H128ZM127 187V188H128ZM151 187V186H150ZM171 187H173L174 189H176V190H174V189H172V190H174L173 191V194L170 192V190H171ZM205 187V186H204ZM225 187V186H224ZM231 187V186H230ZM232 187V188H233ZM127 188H126V190L125 191H127ZM144 188V187H143ZM145 188H147V187H145ZM207 188V187H206ZM120 189H123V188H120ZM129 189V188H128ZM168 189V190H167ZM223 189V188H222ZM226 189V188H225ZM229 190H230V188H229ZM236 190V189H235ZM247 190V189H246ZM252 190V189H251ZM250 190V191H251ZM121 191V190H120ZM129 191V190H128ZM148 191H150V189L148 188ZM222 191V190H221ZM231 191V190H230ZM122 192V191H121ZM123 192H124V190H123ZM123 192L121 193V194H123ZM151 192L152 191H150V194H151ZM227 192V191H226ZM229 192V191H228ZM228 192L226 193L227 195H228ZM118 193H119V191H118ZM124 193H126V194H128L127 196L129 197V192L127 193V192H124ZM148 193V192H147ZM237 193H238V190H237ZM248 193V192H247ZM125 194V195H126ZM134 194V193H133ZM149 194V195H150ZM146 195V194H145ZM152 195V194H151ZM241 195V194H240ZM259 195V194H258ZM127 196H126V198H127ZM144 196V195H143ZM124 197V196H123ZM131 197V196H130ZM148 197V196H147ZM153 197V196H152ZM227 197V196H226ZM120 198H121V195H120ZM133 197H131V199H132ZM135 198V199H136ZM142 198V197H141ZM145 198H146V196H145ZM144 198V199H145ZM148 198H150V197H148ZM156 198V197H155ZM159 198V197H158ZM237 198V197H236ZM240 198V197H239ZM241 198H242V196H241ZM256 198H258V197H256ZM256 198L254 199V200H256ZM260 198V197H259ZM122 199H124V198H122ZM143 199V198H142ZM139 200V199H138ZM137 200V201H138ZM157 200V199H156ZM197 200V199H196ZM239 200V199H238ZM243 201L245 200V199H242ZM241 200V201H242ZM247 200V199H246ZM119 201H120V199H119ZM124 201V200H123ZM128 201V200H127ZM144 201V200H143ZM148 201H150V199L148 200ZM154 201H155V199H154ZM199 201V200H198ZM243 201L241 202V203H243ZM116 202H118V201H116ZM130 202V201H129ZM132 202H133V200H132ZM131 202V203H132ZM141 202H142V200H141ZM159 202V201H158ZM180 202V201H179ZM197 202V201H196ZM195 202V203H196ZM238 202V201H237ZM250 202V201H249ZM260 202H262V201H260ZM119 203V202H118ZM147 203V202H146ZM152 203H153V201H152ZM194 203V204H195ZM239 203H240V201H239ZM240 203V204H241ZM247 203V205H248V202H246ZM254 203V202H253ZM258 203H259V201H258ZM117 204V203H116ZM153 204H155V203H153ZM194 204H192V205H194ZM234 204H236V203H234ZM238 204V203H237ZM122 205V204H121ZM137 205V204H136ZM142 206V205H141ZM145 206H147V204L145 205ZM242 206H245V204H242ZM253 206V205H252ZM259 207H260V205H258ZM116 207V206H115ZM117 207L119 208V206L117 205ZM129 207V206H128ZM139 207V206H138ZM148 207V206H147ZM150 207V206H149ZM148 207V208H149ZM154 207V206H153ZM155 207V208H156ZM184 207V208H183ZM236 207V206H235ZM246 207V206H245ZM248 207H249V205H248ZM247 207V208H248ZM255 207V206H254ZM136 208V207H135ZM154 208V209H155ZM189 208V207H188ZM226 208V207H225ZM240 208H244V207H241V205H240ZM121 208H119V210H120ZM152 210L153 212H155V210ZM179 209V210H180ZM190 209V208H189ZM245 209V208H244ZM130 210V209H129ZM143 210V209H142ZM141 210V211H142ZM156 210H158V208L156 209ZM179 210H178V212H179ZM255 210V209H254ZM253 210V211H254ZM116 211V210H115ZM114 211V212H115ZM126 211V210H125ZM138 211H139V209H138ZM137 211V212H138ZM151 211V210H150ZM149 211V212H150ZM183 211V210H182ZM185 211H187V209L185 210L184 209V213H186L187 214V212H185ZM198 211V210H197ZM248 211V210H247ZM261 211V210H260ZM113 212V211H112ZM127 212H129V211H127ZM143 212V211H142ZM146 212H147V210H146ZM239 212V211H238ZM116 213V212H115ZM114 213V214H115ZM133 213H134V211H133ZM132 213V214H133ZM144 213V212H143ZM156 213V212H155ZM249 213V212H248ZM113 214V215H114ZM128 214V213H127ZM130 214V213H129ZM132 214H130V215H132ZM138 214H139V212H138ZM141 214V213H140ZM157 214V213H156ZM177 214V213H176ZM181 214H182V212H181ZM180 214V215H181ZM188 214H189V212H188ZM219 214V213H218ZM236 214H237V211H236ZM254 214V213H253ZM253 214H250V215H252L251 217H255V215H253ZM256 214V213H255ZM113 215H112V217H113ZM120 215V214H119ZM144 215V214H143ZM158 215V214H157ZM172 215H173V213H172ZM179 215V214H178ZM179 215V216H180ZM183 215H185V214H183ZM190 215V214H189ZM189 215H188V217H189ZM243 215H244V213H243ZM246 215V214H245ZM264 214H262L261 216H263ZM141 216H142V214H141ZM155 216V215H154ZM219 216V215H218ZM236 216V215H235ZM132 217H135V216H132ZM240 217V216H239ZM242 217V216H241ZM260 216H258V218H259ZM130 218V217H129ZM146 218V217H145ZM151 218H152V216H151ZM180 218V217H179ZM185 218H186V216H185ZM197 218V217H196ZM257 218V219H258ZM261 218V217H260ZM260 218H259V220H258V222H259V224L261 223L260 221H262V220H260ZM155 219V218H154ZM160 219H161V216H160ZM181 220H182V218H180ZM254 219V218H253ZM257 219H256V221H257ZM113 220H114V217H113ZM113 220H111V221H113ZM131 220V219H130ZM133 220V219H132ZM143 219H141V221H142ZM144 220H146V219H144ZM151 220V219H150ZM191 220V219H190ZM225 220V219H224ZM251 220V219H250ZM148 221V220H147ZM167 221H169V223H168V225H167ZM195 221V220H194ZM242 221V220H241ZM246 221V220H245ZM255 221V222H256ZM264 221V220H263ZM263 221H262V223H263ZM114 222V221H113ZM121 222V221H120ZM135 222V221H134ZM137 222V221H136ZM139 222V221H138ZM143 222V221H142ZM155 223H156V220L154 221ZM183 220L181 221V224H183ZM192 222V221H191ZM225 222H226V220H225ZM247 222H249V221H247ZM252 222V221H251ZM254 222V223H255ZM110 223V222H109ZM154 223V224H155ZM158 224H159V222H157ZM156 223V224H157ZM185 223H186V221H185ZM185 223H184V225H185ZM221 223V222H220ZM250 223V222H249ZM253 223V222H252ZM111 224H112V222H111ZM150 224V223H149ZM198 224V223H197ZM240 224V223H239ZM242 224V223H241ZM240 224V225H241ZM244 224H245V222H244ZM257 224V223H256ZM258 224V225H259ZM128 225V224H127ZM132 225V224H131ZM141 225H142V223H141ZM151 225V224H150ZM166 225H167V229H166ZM189 225H191L190 224V222H189ZM221 225H222V223H221ZM251 225V224H250ZM112 226V225H111ZM118 226V225H117ZM130 226V225H129ZM134 225H132V227H133ZM137 226H138V224H137ZM136 226V227H137ZM144 226V225H143ZM183 226V225H182ZM185 226H187V225H185ZM184 226V227H185ZM248 226V225H247ZM254 226H257V225H255L254 224ZM253 226V227H254ZM260 226V225H259ZM27 227V226H26ZM127 227V226H126ZM154 227V226H153ZM155 227H156V225H155ZM175 227L177 228V230H175ZM252 227V226H251ZM263 227V226H262ZM148 228V227H147ZM182 228V227H181ZM180 228V229H181ZM186 228V227H185ZM187 228H188V226H187ZM221 228H223V227H221ZM230 228V227H229ZM231 228H233V227H231ZM240 228V227H239ZM246 228V227H245ZM248 228V227H247ZM247 228H246V231H247ZM250 228V227H249ZM249 228H248V231H249ZM130 229V228H129ZM139 229V228H138ZM156 229H157V227H156ZM183 229V228H182ZM193 229V228H192ZM197 229V230H198ZM252 229V228H251ZM250 229V230H251ZM254 229V228H253ZM256 229V228H255ZM151 230V229H150ZM149 230V231H150ZM225 230L226 229H224V232H225ZM229 230V229H228ZM239 230V229H238ZM245 230V229H244ZM260 230H262L263 231V229H260ZM142 231H143V229H142ZM189 231V230H188ZM188 231H186V232H188ZM230 231H233L232 229L230 230ZM229 231V232H230ZM240 231H241V229H240ZM242 231H243V229H242ZM153 232V231H152ZM192 232V231H191ZM190 232V233H191ZM193 232H195V234H196V231H194L193 230ZM198 232V231H197ZM223 232V231H222ZM224 232H223V234H224ZM227 232V231H226ZM238 233H239V231H237ZM252 232V231H251ZM261 232V231H260ZM132 233V232H131ZM156 233V232H155ZM162 233V232H161ZM236 233V232H235ZM241 233V232H240ZM242 233H244V231L242 232ZM248 233H250V231L248 232ZM163 234H165V233H163ZM162 234V235H163ZM232 234V233H231ZM234 234V233H233ZM146 235V234H145ZM166 235H168V233L166 234ZM178 235V234H177ZM188 235V234H187ZM197 235V234H196ZM195 235V236H196ZM228 235V234H227ZM230 235V234H229ZM241 235V234H240ZM246 235V234H245ZM254 236H255V234H253ZM153 236V235H152ZM171 236V235H170ZM172 236H174V235H172ZM179 236V235H178ZM184 236V235H183ZM226 236V235H225ZM242 237H243V235H241ZM146 237V236H145ZM168 237V236H167ZM177 237V236H176ZM176 237H175V239H176ZM186 238H187V236H185ZM191 238H192V236H190ZM222 238H225V237H223V236H221ZM230 237V236H229ZM235 237H236V235H235ZM241 237V238H242ZM106 238H107V236H106ZM106 238L105 239H102V241H101V247H100V264H104L105 262H104V260L106 259H104V257H103V255H104V248H105V250H106V247H104L105 246V243H104V241L106 240ZM130 238V237H129ZM149 238V237H148ZM151 238V237H150ZM169 238V237H168ZM167 238V239H168ZM172 238V237H171ZM171 238H169V240H173V238L171 239ZM198 238V237H197ZM220 238V237H219ZM231 239L233 238V237H230ZM237 238H239L238 236H237ZM236 238V239H237ZM241 238H240V240H241ZM244 238H246V240H245V243L243 244L242 242V244H243V247H241V246H237V243H236V246L235 247H233V246H229L230 248H228V250H226L225 252H224V254H222V256H223V259L222 258H220V259H222V261L220 260V259H218V261L220 260L221 262H223V264L225 263V261L226 260H228V258L229 257H231L230 259H229V261L231 262V260H232V258H233V264H239V263H241L244 259H246V257L248 256V251H249V248H250V246H252V244H251V238H250V236L249 235H247L246 237H244ZM166 239V238H165ZM167 239L165 240V241H163V243L166 245V244H168V242L169 241H167ZM183 239V238H182ZM181 239V240H182ZM193 239H194V236H193ZM227 239H229V238H227ZM155 240V239H154ZM187 240H188V238H187ZM219 240V239H218ZM225 242L227 241L226 239H223ZM257 240H259V239H257ZM183 241V240H182ZM181 241V242H182ZM186 241V240H185ZM189 241V240H188ZM186 242L185 243V246H187L188 244L187 243H189V242ZM191 241H192V239H191ZM232 241V240H231ZM231 241H229L227 244H229ZM235 241V240H234ZM239 241V240H238ZM152 242V241H151ZM171 242H173V241H171ZM181 242H180V244L179 245H181ZM223 242V241H222ZM258 242V241H257ZM107 243V242H106ZM123 243V242H122ZM150 243V242H149ZM153 244H154V241L152 242ZM175 243V242H174ZM193 243H194V240H193ZM234 243V242H233ZM263 243V242H262ZM116 244V243H115ZM170 244V243H169ZM173 244V243H172ZM172 244H170L171 246H172ZM187 244V245H186ZM199 244H200V241H199ZM216 244V245H215ZM170 245H169V247H170ZM219 245H220V243H219ZM218 245V246H219ZM234 245V244H233ZM263 245V244H262ZM261 245V246H262ZM116 246V245H115ZM154 246V245H153ZM173 246H175V245H173ZM173 246H172V249H174L173 248ZM192 246V245H191ZM201 246V245H200ZM264 246V245H263ZM137 247V246H136ZM149 247H151V245L149 246ZM165 247V246H164ZM168 247V248H169ZM221 247H223V246H221ZM225 247H226V245H225ZM124 248V247H123ZM134 247H132L131 249H133ZM152 248V247H151ZM155 248V247H154ZM165 248H167V247H165ZM176 248V247H175ZM182 248V247H181ZM186 248H188V246L186 247ZM205 248V247H204ZM116 249V248H115ZM129 249V248H128ZM130 249V250H131ZM139 249V248H138ZM179 249V248H178ZM193 249H194V247H193ZM200 249V248H199ZM214 249V248H213ZM220 249H222L223 250V248H220ZM224 249H226V248H224ZM124 250V249H123ZM135 250V249H134ZM142 250V249H141ZM144 250H145V248H144ZM157 250V249H156ZM164 250V249H163ZM182 250V249H181ZM188 250V249H187ZM187 250H185V248H184V252L185 251H187ZM232 250H233V253H232ZM129 251V250H128ZM133 251V250H132ZM131 251V252H132ZM140 251V250H139ZM146 251V250H145ZM152 251H153V249H152ZM164 251H166V249L164 250ZM171 251V250H170ZM174 251V250H173ZM179 251H180V249H179ZM178 251V252H179ZM183 251V250H182ZM181 251V252H182ZM194 251V250H193ZM196 251V250H195ZM215 251H218V249L217 250H215ZM106 252H107V250H106ZM121 252H122V250H121ZM146 252H148V251H146ZM146 252H145V254H146ZM154 252V251H153ZM167 252V251H166ZM189 252V251H188ZM192 252V251H191ZM199 252V251H198ZM197 252V253H198ZM120 253V252H119ZM168 254L167 255H169V252H167ZM187 253V252H186ZM186 253L184 254L185 255V257H186ZM196 253V254H197ZM213 253V252H212ZM211 253V254H212ZM216 253H218V252H216ZM220 253V252H219ZM106 254V253H105ZM142 254V253H141ZM150 254H151V252H150ZM157 254H159V253H157ZM170 254H172V252H170ZM196 254H191V255H196ZM215 254V253H214ZM98 255V254H97ZM110 255V254H109ZM162 255V254H161ZM173 255V254H172ZM178 255V254H177ZM198 255V254H197ZM199 255H200V252H199ZM213 255V254H212ZM221 255V254H220ZM118 256V255H117ZM145 256V255H144ZM158 256V255H157ZM156 256V258H158ZM164 256H166V253H165V255ZM179 256V255H178ZM188 256V255H187ZM218 256H219V254H218ZM105 257H106V255H105ZM113 257V255L111 256V258ZM140 257V259H141V261H143L142 260V258H141V256H139ZM161 257V256H160ZM168 257V256H167ZM170 257V256H169ZM174 257V256H173ZM175 257H177V256H175ZM180 257H181V255H180ZM191 257V256H190ZM194 257V256H193ZM188 258V257H187ZM198 258H200V257H198ZM215 258V257H214ZM36 259V258H35ZM148 259H150V258H148ZM161 259H163V258H161ZM169 259V258H168ZM183 259V258H182ZM191 259H193V258H191ZM206 259V257H204V258H202L201 257V259H200V263H198V264H204V261H206L205 260ZM211 259H213V257L211 258ZM112 260H113V258H112ZM112 260H110V262H113ZM160 260V259H159ZM172 260V259H171ZM170 260V262H172ZM184 260V259H183ZM193 260H195V257H194V259ZM193 260H192V263H193ZM196 260H197V258H196ZM38 261V260H37ZM145 262H146V260H144ZM143 261V263H145ZM154 261V260H153ZM175 261V260H174ZM173 261V262H174ZM198 261H199V259H198ZM207 261H208V259H207ZM206 261V262H207ZM210 261V260H209ZM214 261V260H213ZM125 262V261H124ZM155 262V261H154ZM161 262H162V260H161ZM161 262H159V264H161ZM163 262H164V260H163ZM169 262V263H170ZM172 262V263H173ZM186 262V261H185ZM195 262H197V261H195ZM210 262H212V261H210ZM237 262V263H236ZM175 263V262H174ZM190 264H191V262H189ZM216 263H218V262H216ZM220 263V262H219ZM117 264H119L118 263V260H117ZM125 264H130V261L129 260H127L126 262H125ZM141 264H142V262H141ZM146 264V263H145ZM155 264V263H154ZM164 264V263H163ZM166 264V263H165ZM168 264V263H167ZM171 264V263H170ZM176 264V263H175ZM183 264H185V263H183ZM186 264H188V261L186 262ZM194 264V263H193ZM212 264V263H211Z\"/></svg>",
	"mask_w": 264,
	"mask_h": 264
}]
</instances>
